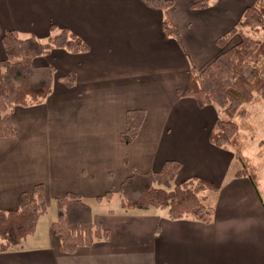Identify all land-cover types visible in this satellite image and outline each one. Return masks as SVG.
Masks as SVG:
<instances>
[{"label":"crops","instance_id":"obj_1","mask_svg":"<svg viewBox=\"0 0 264 264\" xmlns=\"http://www.w3.org/2000/svg\"><path fill=\"white\" fill-rule=\"evenodd\" d=\"M171 1L167 14L180 43L163 30L164 12L141 0H0V60L9 30L46 41L68 29L89 46L74 54L53 49L33 60L54 69L51 91L41 103L11 111L15 135L0 138V210L16 209L18 195L41 184L47 209L78 194L107 231L64 254L50 225L38 231L41 217L33 235L0 251V264H264L260 181L255 190L248 178L232 176L233 152L209 141L216 111L177 93L188 84L189 64L205 68L220 52L216 39L254 0H211L205 8H193L195 0ZM69 72L71 87L59 80ZM132 109L145 115L124 144L119 136ZM167 160L181 164L174 183L196 177L215 186L208 222L172 220L159 209H99L106 201L97 198L117 193L133 171H158Z\"/></svg>","mask_w":264,"mask_h":264},{"label":"trees","instance_id":"obj_2","mask_svg":"<svg viewBox=\"0 0 264 264\" xmlns=\"http://www.w3.org/2000/svg\"><path fill=\"white\" fill-rule=\"evenodd\" d=\"M211 0H195L193 8H205ZM146 6L164 12L162 28L178 43V31L172 25L168 10L171 0H141ZM56 27L50 25V31ZM264 32V0H254L244 8L237 25L221 34L215 41L219 54L202 70L197 71L189 64L188 84L177 93L193 98L199 108L214 105L217 116L209 134V141L216 147L231 150L237 163L233 177H246L255 190L259 178L248 157L243 155L240 141L241 119L250 116L246 106L264 102V38L257 37ZM238 40L231 44L233 39ZM1 43L6 58L0 60V138L15 135L11 122V111L15 107L41 103L50 93L54 77L51 66H35L33 60L49 54L53 49L70 53L89 50V46L77 34L61 29L46 41L34 37L20 38L13 31H5ZM59 80L66 86H73L75 75L66 73ZM142 109H132L125 113V130L119 139L124 144L136 137L144 118ZM181 168L176 160L165 161L158 171L137 172L126 177L119 185V208L123 211L159 209L166 212L169 219L192 216L208 222L214 211L209 196L216 194L215 186L204 179L190 178L174 183ZM111 191L103 198L109 202ZM56 218L50 223L53 234L59 241V249L64 254H72L78 248L90 246L100 237H107V231L91 206L78 194L67 193L56 199ZM47 212L44 188L41 184L32 192H22L17 198V208L0 210V251L17 247L33 235L39 219Z\"/></svg>","mask_w":264,"mask_h":264},{"label":"rangeland","instance_id":"obj_3","mask_svg":"<svg viewBox=\"0 0 264 264\" xmlns=\"http://www.w3.org/2000/svg\"><path fill=\"white\" fill-rule=\"evenodd\" d=\"M239 22V21H238ZM238 24V23H237ZM258 38H264V32L257 35ZM238 40L235 37L231 44ZM210 107V106H209ZM211 108L217 113V108L211 105ZM250 116L239 121L240 125V141L243 144L242 153L248 157L249 163L254 166L255 172L260 181V190L264 196V102H258L246 106ZM240 167L237 163L235 169ZM119 207V197L116 192L110 202H102L99 209ZM56 218L55 202L49 203L47 212L42 216L38 224V231L47 232L49 230L50 222Z\"/></svg>","mask_w":264,"mask_h":264}]
</instances>
